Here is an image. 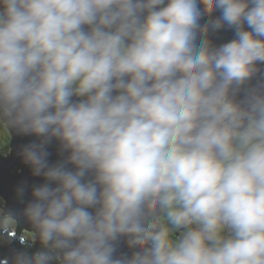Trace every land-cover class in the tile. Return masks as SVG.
I'll return each instance as SVG.
<instances>
[{"label": "clouds", "instance_id": "clouds-1", "mask_svg": "<svg viewBox=\"0 0 264 264\" xmlns=\"http://www.w3.org/2000/svg\"><path fill=\"white\" fill-rule=\"evenodd\" d=\"M0 128V264H264V0H0Z\"/></svg>", "mask_w": 264, "mask_h": 264}, {"label": "water", "instance_id": "water-1", "mask_svg": "<svg viewBox=\"0 0 264 264\" xmlns=\"http://www.w3.org/2000/svg\"><path fill=\"white\" fill-rule=\"evenodd\" d=\"M232 38L231 32H221L214 37L216 43L225 42L228 39ZM11 149L8 154H0V196L6 206L4 213H10L16 211L17 213L23 207L16 196H15V187L21 181H27L29 184L40 183L42 178L34 177L31 174V170L28 165L23 162V159L18 155V149L21 144L27 143L31 137H23L16 135L15 133L11 136ZM52 151V160L57 158L56 156V147L53 145L51 148ZM2 213V212H1ZM10 218V216L5 215ZM17 227L20 230L28 231L29 225L21 217L18 219ZM24 241L18 239L17 233L8 234V242L5 243L3 240H0V257L10 255L13 250L21 249L24 245ZM39 244L34 245L32 249L38 248ZM121 251L130 252L126 245L121 244Z\"/></svg>", "mask_w": 264, "mask_h": 264}, {"label": "trees", "instance_id": "trees-1", "mask_svg": "<svg viewBox=\"0 0 264 264\" xmlns=\"http://www.w3.org/2000/svg\"><path fill=\"white\" fill-rule=\"evenodd\" d=\"M11 135L10 133L4 129V128H0V148L2 149L1 153H8L11 149ZM19 230V229H18ZM23 231V230H20ZM14 232V231H13ZM38 242L35 244L37 245Z\"/></svg>", "mask_w": 264, "mask_h": 264}, {"label": "rangeland", "instance_id": "rangeland-1", "mask_svg": "<svg viewBox=\"0 0 264 264\" xmlns=\"http://www.w3.org/2000/svg\"><path fill=\"white\" fill-rule=\"evenodd\" d=\"M1 151H2V149L0 148V154H1ZM3 154H6V155H7L8 153L5 152V153H3ZM4 208L6 209V206H5L3 200H2V198H1V196H0V213H1V212H4ZM4 219H5L6 222L11 221V219L8 218V217H6V216L4 217ZM13 223H14V222H13ZM14 233H15V231H14ZM24 233L27 234L28 231H24Z\"/></svg>", "mask_w": 264, "mask_h": 264}, {"label": "bare ground", "instance_id": "bare-ground-1", "mask_svg": "<svg viewBox=\"0 0 264 264\" xmlns=\"http://www.w3.org/2000/svg\"><path fill=\"white\" fill-rule=\"evenodd\" d=\"M5 209V208H4Z\"/></svg>", "mask_w": 264, "mask_h": 264}]
</instances>
